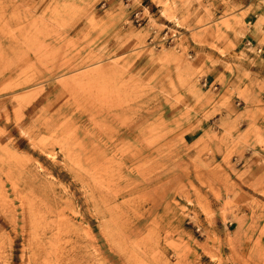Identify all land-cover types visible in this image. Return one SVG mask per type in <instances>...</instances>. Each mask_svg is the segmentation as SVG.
I'll return each instance as SVG.
<instances>
[{
	"label": "rangeland",
	"instance_id": "obj_1",
	"mask_svg": "<svg viewBox=\"0 0 264 264\" xmlns=\"http://www.w3.org/2000/svg\"><path fill=\"white\" fill-rule=\"evenodd\" d=\"M0 264H264V0H0Z\"/></svg>",
	"mask_w": 264,
	"mask_h": 264
},
{
	"label": "bare ground",
	"instance_id": "obj_2",
	"mask_svg": "<svg viewBox=\"0 0 264 264\" xmlns=\"http://www.w3.org/2000/svg\"><path fill=\"white\" fill-rule=\"evenodd\" d=\"M109 108H110V106H109ZM111 111V110H110ZM111 142H113V141H111ZM108 143V142H107ZM65 146V145H64ZM63 148V150L65 151V154H66V158L67 159H70V160H73V159H71L70 157L72 156V154H71V152L69 151L70 149H68L66 146L65 147H62ZM61 148V149H62ZM80 148V147H79ZM44 149V148H43ZM82 150V149H81ZM83 152V151H82ZM80 154V153H79ZM79 154H78V156H79ZM78 156L77 155H75L74 156V159L75 160H73L72 161V167H73V170H80V172L81 173H83L82 171H81V169L79 168L80 167V163H81V159L79 160V158H78ZM93 156V155H92ZM129 156H130V154H129ZM132 158V157H131ZM83 160V159H82ZM92 160V159H91ZM127 160V159H126ZM90 164V163H89ZM89 164H87V165H89ZM93 166V165H92ZM87 170V169H86ZM89 171V170H88ZM78 174V173H77ZM80 176H83V175H80ZM84 177L86 178V179H95V177L93 176V175H91V174H89V175H86V174H84ZM89 181V180H88ZM95 184V183H94ZM92 186V185H91ZM101 186V185H100ZM94 189H96V190H99L98 189V185L96 184L95 185V188ZM115 192H117V191H114L113 193H115ZM116 194V193H115ZM92 195V194H91ZM120 195V194H119ZM106 200V199H105ZM104 202V201H103ZM102 201L101 202H98V203H94L95 205L96 204H99V203H101V204H104ZM104 209V208H103ZM103 209H102V211H103Z\"/></svg>",
	"mask_w": 264,
	"mask_h": 264
}]
</instances>
